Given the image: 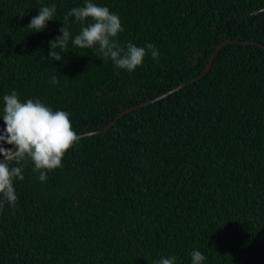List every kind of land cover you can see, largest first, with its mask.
<instances>
[{
  "label": "trees",
  "instance_id": "obj_1",
  "mask_svg": "<svg viewBox=\"0 0 264 264\" xmlns=\"http://www.w3.org/2000/svg\"><path fill=\"white\" fill-rule=\"evenodd\" d=\"M92 2L118 15L121 46L151 43L159 57L127 72L70 39L49 60L84 0H0V118L16 91L67 112L79 136L154 102L78 139L44 183L25 166L18 201L0 211V264H191L194 250L202 264H264V0ZM53 4L43 31L25 30ZM227 41L208 74L160 98L200 77Z\"/></svg>",
  "mask_w": 264,
  "mask_h": 264
},
{
  "label": "clouds",
  "instance_id": "obj_2",
  "mask_svg": "<svg viewBox=\"0 0 264 264\" xmlns=\"http://www.w3.org/2000/svg\"><path fill=\"white\" fill-rule=\"evenodd\" d=\"M56 5L43 6L39 14L33 17L25 30L41 32L47 22L54 20ZM70 18L79 25L78 34L73 37L69 28ZM60 36L49 41V60L61 61L67 53L69 40L73 48L95 49L94 54L110 60L114 67L127 72L135 71L142 65L150 52L152 59L159 57L155 45L149 43L138 47L129 42L121 46L117 40L123 31L121 21L106 6H98L92 0H84V5L71 8L63 17ZM147 49V51H146ZM52 84L58 83L56 76L50 78ZM2 119L5 127L0 129V211L4 205L14 206L18 201L14 181L24 180V168L31 162L33 171L44 183L47 172L62 167V159L73 148L79 137L73 130L69 114L63 110L53 111L39 99L21 102L16 91L3 96ZM10 145L5 148L2 145ZM14 165V166H13ZM191 264H202L205 256L198 250L190 254ZM152 264H176L175 257H161Z\"/></svg>",
  "mask_w": 264,
  "mask_h": 264
},
{
  "label": "water",
  "instance_id": "obj_3",
  "mask_svg": "<svg viewBox=\"0 0 264 264\" xmlns=\"http://www.w3.org/2000/svg\"><path fill=\"white\" fill-rule=\"evenodd\" d=\"M262 11H264V8L259 9L256 13H259V12H262ZM232 42H235V41H227V42L223 43L222 45H220V46L216 49V51L214 52V54L212 55V57H211V59H210L209 66L207 67L206 71H205L200 77L195 78V79H193V80H191V81H188V82H186V83H183L182 85H180V86L177 87L176 89L170 91V92L167 93L166 95L161 96L160 98H165V97H167V96H170V95H172V94H174V93L180 91L181 89H183V88H185V87H188V86H190L191 84L195 83V82L198 81L201 77H203L205 74H208V72H209L210 69L212 68V65L214 64V60H215L216 56L219 54L221 48H222L225 44H227V43H232ZM250 43H252V44H256V43H254V42H249V43H246V44H250ZM259 45H260V47H264V46L261 45V44H259ZM160 98H158V99H160ZM153 102H154V101H151V102L145 103V104H143V105H141V106H146V105H149V104H151V103H153ZM141 106H137V107L131 108V109L127 110L126 112L122 113V114L116 119V121H114L113 123H111L110 125H108V126H107L106 128H104V129H101V130H98V131H95V132H91V133H86V134L79 135V136H78L79 139H82V138H85V137H90V136H95V135L102 134L103 132H105V131L109 130L110 128H112V127L114 126V124H115L120 118L124 117L127 113L134 112L136 109L140 108ZM2 159H3V158H1L0 160H2Z\"/></svg>",
  "mask_w": 264,
  "mask_h": 264
}]
</instances>
